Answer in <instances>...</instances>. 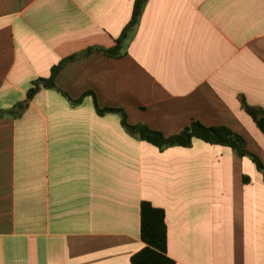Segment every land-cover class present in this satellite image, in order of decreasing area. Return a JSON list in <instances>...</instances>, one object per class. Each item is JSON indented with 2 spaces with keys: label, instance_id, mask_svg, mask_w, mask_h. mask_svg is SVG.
<instances>
[{
  "label": "crops",
  "instance_id": "obj_1",
  "mask_svg": "<svg viewBox=\"0 0 264 264\" xmlns=\"http://www.w3.org/2000/svg\"><path fill=\"white\" fill-rule=\"evenodd\" d=\"M134 0H0V110L60 60L109 49ZM126 55L66 64L56 86L93 93L165 136L227 126L264 163V0H146ZM246 177L247 180L243 181ZM164 210L174 264H264V181L250 159L194 139L159 151L92 95L40 89L0 118V264H131L140 203Z\"/></svg>",
  "mask_w": 264,
  "mask_h": 264
},
{
  "label": "trees",
  "instance_id": "obj_2",
  "mask_svg": "<svg viewBox=\"0 0 264 264\" xmlns=\"http://www.w3.org/2000/svg\"><path fill=\"white\" fill-rule=\"evenodd\" d=\"M146 0H134L131 18L124 27L121 35L115 40L113 47L109 49L89 48L81 54L72 55L60 60L50 69L47 78H39L31 82L24 101L18 102L7 110H0V118H18L28 105V102L37 94L40 89L55 90L66 98L71 105L79 104L87 95H92L95 109L98 115L115 113L120 117L123 129L132 136L138 137L141 141L147 142L163 151L170 147H190L194 139L203 141L213 146L230 148L238 157H246L251 160L256 169L262 174L264 181V163L261 159L251 153L242 136L236 134L227 126H205L198 121H192L187 127L174 135L165 136L160 131L153 130L144 124H130L127 121V114L120 108H100L91 92H85L78 99L70 98L65 92L56 86V78L63 67L80 57L88 56L91 53H100L108 58L118 59L126 55L125 45L130 34L134 30ZM247 114L252 118L256 127L264 136V111L258 108L248 107L244 104ZM247 178L244 177L243 181ZM140 240L144 246L135 253L131 264H174V261L167 256V228L165 224L164 210L154 207L148 201L140 203Z\"/></svg>",
  "mask_w": 264,
  "mask_h": 264
}]
</instances>
